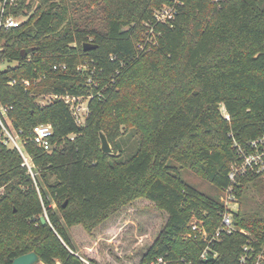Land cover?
Instances as JSON below:
<instances>
[{"label":"trees","instance_id":"obj_1","mask_svg":"<svg viewBox=\"0 0 264 264\" xmlns=\"http://www.w3.org/2000/svg\"><path fill=\"white\" fill-rule=\"evenodd\" d=\"M163 4L175 9L166 22L155 16ZM11 11L28 18L0 30V62L17 63L0 68V105L34 174L0 135V264L31 251L45 264H99L85 235L114 229L139 198L166 214L139 264H239L246 235L222 233L203 259L207 242L191 224L202 221L209 236L221 226L220 196L240 160L234 143L264 135V0H20ZM147 29L153 50L138 46ZM66 95L91 96L83 125ZM39 123L53 126L51 150L32 140ZM123 125L140 136L126 160ZM181 166L219 195L186 182ZM235 193L234 224L262 238L264 173L240 177ZM74 226L85 233L79 249Z\"/></svg>","mask_w":264,"mask_h":264},{"label":"built area","instance_id":"obj_2","mask_svg":"<svg viewBox=\"0 0 264 264\" xmlns=\"http://www.w3.org/2000/svg\"><path fill=\"white\" fill-rule=\"evenodd\" d=\"M28 1L29 0H27V2ZM19 4L20 0H0V30L2 28L17 27L28 18L26 14L16 15L12 13L11 9L18 7ZM174 13L175 9L172 6L163 4L156 10L155 16L158 21L166 22L174 16ZM150 34L153 36L148 34L149 36L145 38L144 44H139L142 50L149 49L150 44L156 43V35L152 29H150ZM63 67H65V65ZM55 68H57V66H55ZM14 82L15 80L11 83ZM25 83L28 85L29 81L26 80ZM62 98L70 105L76 122L79 125H83L89 113V100L91 96L76 97L66 95ZM81 100H87L86 104H83ZM0 124L5 136L4 142L10 144L12 147H16L24 158V164L29 166L31 157L24 149L20 133L13 130L11 127V123L7 117V107L2 105H0ZM31 134L33 142L39 147L44 150H51V138L53 135V126L51 123L36 124L32 128ZM19 139L21 140L20 142ZM234 146L240 155V160L231 164L229 171L230 184L223 189L220 196L224 203V208L220 212L221 226L213 235L209 236L202 225V221L194 220L191 224V232L195 233V236L200 234L204 240H206L207 246L204 248L201 257L207 259L209 250L212 249L215 241L219 240L222 233L239 231L247 236V241L243 245L239 256V264H264V236L259 238L245 228L238 227L233 221L234 212L239 209V197L235 193L236 186L239 184V178L247 175H259L264 173V135L250 140L246 145L235 142ZM214 255H217L216 251H214ZM149 264H166V259L164 256H160L152 260Z\"/></svg>","mask_w":264,"mask_h":264},{"label":"rangeland","instance_id":"obj_3","mask_svg":"<svg viewBox=\"0 0 264 264\" xmlns=\"http://www.w3.org/2000/svg\"><path fill=\"white\" fill-rule=\"evenodd\" d=\"M100 17L101 15L99 14L97 19H100ZM148 34L153 36L150 34V29L145 30L139 44H144L145 38L149 36ZM155 44H150L149 49H152ZM16 64V62H0V68L4 69L9 65L14 66ZM153 81L147 79L148 84ZM50 100L51 96L48 95L40 99L39 102L45 104ZM81 101L83 104H86L87 100ZM0 135L5 138L3 131H0ZM139 137L135 129H126L125 125H123V135L118 140L117 150V154L121 160H126L136 151ZM20 141L19 139V142ZM8 145L11 146L10 144ZM33 166V162L30 160V165H27V167L32 174H34ZM180 174L186 182L195 186L204 194H211L213 196L219 195L218 190L192 168L181 166ZM262 196L264 200V194ZM52 206L57 209L55 203H53ZM43 218L49 220L47 211H45ZM116 220L118 221L116 228L108 232H104L103 230L105 228L101 229L100 227L96 229L92 235L86 236L83 230L79 228L80 226L72 227L69 232L78 249L79 240L85 235L88 244H85L84 249L87 250L94 259L98 260L99 264H139L148 250L149 244L163 226L166 220V214L157 209L151 202L144 200V198H139L122 210L116 216ZM75 229L77 230L74 232ZM35 264L45 263L40 261Z\"/></svg>","mask_w":264,"mask_h":264},{"label":"water","instance_id":"obj_4","mask_svg":"<svg viewBox=\"0 0 264 264\" xmlns=\"http://www.w3.org/2000/svg\"><path fill=\"white\" fill-rule=\"evenodd\" d=\"M97 46L91 42H86L84 44V49L86 51L92 50L96 48ZM23 53L25 51L23 50ZM100 139H101V148L103 152L105 153H112L113 149L112 146L104 132L100 133ZM66 205V203L64 204ZM37 262H40V256L36 251H31L22 255L17 256L16 258L13 259L12 264H35Z\"/></svg>","mask_w":264,"mask_h":264},{"label":"crops","instance_id":"obj_5","mask_svg":"<svg viewBox=\"0 0 264 264\" xmlns=\"http://www.w3.org/2000/svg\"><path fill=\"white\" fill-rule=\"evenodd\" d=\"M116 228V227H115Z\"/></svg>","mask_w":264,"mask_h":264}]
</instances>
